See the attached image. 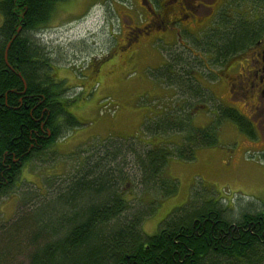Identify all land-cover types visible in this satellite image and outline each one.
Instances as JSON below:
<instances>
[{
	"label": "trees",
	"instance_id": "trees-1",
	"mask_svg": "<svg viewBox=\"0 0 264 264\" xmlns=\"http://www.w3.org/2000/svg\"><path fill=\"white\" fill-rule=\"evenodd\" d=\"M59 2L0 0V198L14 192L22 167L33 156L45 151L65 127L81 124L67 110L71 101L64 97V84L34 34L48 26ZM239 31L231 34L234 49L243 39ZM172 60L168 72L163 66L155 74L181 89V96L195 97V106L204 104V96L213 98L188 77L191 58ZM215 111L216 123L213 119L205 127L185 116L145 124L143 134L148 139L165 128H181L175 131L184 135L176 148L157 143L138 150L135 138L104 139L96 152L80 157L77 170L62 185L53 186L51 194L23 195L29 208L17 209L11 224L45 202L50 208L46 217L37 220L40 230L29 236L20 251L27 255L28 264H263L264 210L241 207L235 216L211 190L194 188L189 200L174 208L156 233L149 235L142 228L157 202L178 191L177 180L167 173L170 159L193 160L197 148L217 144L223 120L254 137V128L239 110L217 104ZM132 175L140 186L141 207L125 197L124 184ZM52 182L50 178L48 183ZM148 193L160 197L145 203L142 196Z\"/></svg>",
	"mask_w": 264,
	"mask_h": 264
},
{
	"label": "rangeland",
	"instance_id": "rangeland-1",
	"mask_svg": "<svg viewBox=\"0 0 264 264\" xmlns=\"http://www.w3.org/2000/svg\"><path fill=\"white\" fill-rule=\"evenodd\" d=\"M121 10L128 11L114 0H60L48 26L34 32L54 63L53 73L64 84V97L71 101L67 110L81 124L65 127L45 151L33 156L22 167L21 182L14 192L0 198V264H28L27 255L20 251L25 249L29 236L40 230L37 220L50 211L45 202L41 209L26 212L11 224L17 209L29 208L23 204V195L41 192L44 198L48 192L51 194L53 186L62 185L64 179L77 170L80 157L96 152L104 139L135 138L138 150L157 143L176 148L184 135L175 131L181 128H165L166 131L148 139L143 134L145 124L164 117L177 121L183 116L198 127L208 126L213 119L217 121L216 105L224 103L220 98L225 97V88L217 89V97L206 88L205 92L214 99L204 96L201 100L204 108H200L195 107V97L181 96V89L155 74L164 64L168 72L173 58L179 62L191 58L188 71L197 69L198 60L188 51L184 52V44L193 45L192 37L168 38V42L155 43L152 49L143 50L137 69L121 67L113 58L104 60L114 53L113 44L119 51L126 41L121 25L130 23V17L123 20ZM229 66L230 63L226 67ZM226 67L221 65L215 69L223 75ZM250 127L254 128V137L234 122L223 120L217 144L197 148L193 160L170 159L167 173L177 180L178 191L157 202L155 211L142 223L143 231L149 235L156 233L167 215L189 200L194 188L211 190L214 197L229 205L235 216L241 212V207L244 211L264 210V129ZM141 140L150 143L139 142ZM126 159L129 161L130 155ZM128 165L131 167L130 163ZM136 181L133 175L128 178L124 184L125 197L134 207H141L140 186ZM142 197L147 203L160 196L148 193Z\"/></svg>",
	"mask_w": 264,
	"mask_h": 264
},
{
	"label": "flooded vegetation",
	"instance_id": "flooded-vegetation-1",
	"mask_svg": "<svg viewBox=\"0 0 264 264\" xmlns=\"http://www.w3.org/2000/svg\"><path fill=\"white\" fill-rule=\"evenodd\" d=\"M114 1L126 6L128 11L120 15L123 20L130 17V23L121 25L125 43L119 51L113 44L114 53L104 60L113 58L121 67L137 69L143 50L155 43L192 37L193 45L184 44V52L199 65L188 77L215 97L218 88H225V97L218 96L221 105L239 110L252 126L264 129V0ZM235 29L243 38L236 49L231 35ZM221 65L227 70L223 75L215 69Z\"/></svg>",
	"mask_w": 264,
	"mask_h": 264
},
{
	"label": "water",
	"instance_id": "water-1",
	"mask_svg": "<svg viewBox=\"0 0 264 264\" xmlns=\"http://www.w3.org/2000/svg\"><path fill=\"white\" fill-rule=\"evenodd\" d=\"M21 30V27L18 28V32Z\"/></svg>",
	"mask_w": 264,
	"mask_h": 264
},
{
	"label": "bare ground",
	"instance_id": "bare-ground-1",
	"mask_svg": "<svg viewBox=\"0 0 264 264\" xmlns=\"http://www.w3.org/2000/svg\"><path fill=\"white\" fill-rule=\"evenodd\" d=\"M2 19V18H1ZM19 197V196H18Z\"/></svg>",
	"mask_w": 264,
	"mask_h": 264
}]
</instances>
